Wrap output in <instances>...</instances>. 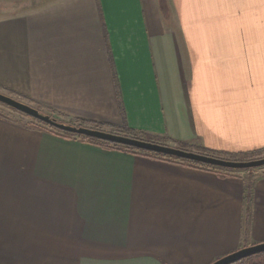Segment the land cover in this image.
<instances>
[{
	"label": "crops",
	"instance_id": "obj_1",
	"mask_svg": "<svg viewBox=\"0 0 264 264\" xmlns=\"http://www.w3.org/2000/svg\"><path fill=\"white\" fill-rule=\"evenodd\" d=\"M6 1L1 93L65 122L264 153V0ZM228 173L0 116V264H210L264 242V166Z\"/></svg>",
	"mask_w": 264,
	"mask_h": 264
},
{
	"label": "water",
	"instance_id": "obj_2",
	"mask_svg": "<svg viewBox=\"0 0 264 264\" xmlns=\"http://www.w3.org/2000/svg\"><path fill=\"white\" fill-rule=\"evenodd\" d=\"M0 103L25 114L28 117L39 120L46 125H50L58 130L66 131L74 135H84L91 138L113 142L120 145L134 147L140 150L153 152L156 154L175 157L179 159L198 162L214 167L231 169V170H247L264 166V156L247 159V160H232L215 156H210L194 151L180 149L171 145L160 144L147 140H140L132 137L123 136L120 134L112 133L104 130L92 129L84 126H74L58 122L51 118L48 114H44L36 108L25 104L17 99L5 95L0 92ZM264 242L252 244L249 246L241 247L233 252H230L222 257L217 258L210 264H230L238 261L241 258L249 255L263 252Z\"/></svg>",
	"mask_w": 264,
	"mask_h": 264
},
{
	"label": "trees",
	"instance_id": "obj_3",
	"mask_svg": "<svg viewBox=\"0 0 264 264\" xmlns=\"http://www.w3.org/2000/svg\"><path fill=\"white\" fill-rule=\"evenodd\" d=\"M47 114L51 118L55 119L56 121L62 122L65 124H69V125H74V126H78V127L84 126V127H88V128H92V129L109 131V132L120 134L123 136L132 137V138H136V139H140V140L152 141V142H156V143H160V144H166L165 142L167 141V139H162L161 141L149 139L141 133H136L135 131H133L132 129L127 127L125 124H123L121 126H113V125H108L105 123L87 122L85 120H75L73 122H71V121L65 122V121H62L59 118L53 116L51 112H49ZM36 121L41 122L39 120H36ZM45 126H47L48 129L42 128L38 124H33L34 128H37L39 130H45L51 134L60 136V137L65 138V139H79L82 142L94 144V145H97V146H99L103 149H106V150H118V151L128 152L131 154L144 155V156H147L150 158H164V159H168V160L180 161L184 164L211 169L213 171H216L217 174L220 176L228 175L229 171H240V170H231V169L214 167V166H210V165H206V164H202V163H198V162H193V161H189V160L179 159V158H175V157H170V156H164V155L156 154L153 152L140 150V149L130 147V146L120 145V144H116V143L109 142V141L91 138V137L84 136V135H74V134H71V133L66 132V131L58 130V129L50 126V125L45 124ZM166 145H168V144H166ZM173 146L180 148V149H184V150L194 151V152H198V153H202V154H206V155H210V156H215V157H220V158H225V159H232V160L252 159L251 158V157H253L252 155H256L258 153V152H246V153H238V154H231V155H228L225 153H213L211 151H208L206 149L199 148V147L191 149L192 147H189L186 143H184L182 141H175V145H173ZM247 170H251V169H247ZM246 198H247V201L250 200V186H249V184L246 185ZM230 264H264V251L249 255V256L244 257V258H241L238 261H235V262L230 263Z\"/></svg>",
	"mask_w": 264,
	"mask_h": 264
},
{
	"label": "rangeland",
	"instance_id": "obj_4",
	"mask_svg": "<svg viewBox=\"0 0 264 264\" xmlns=\"http://www.w3.org/2000/svg\"><path fill=\"white\" fill-rule=\"evenodd\" d=\"M8 1H14V0H8ZM3 2V4H5V2H7L6 0H0V3ZM9 3V2H7ZM44 114H47L48 111L44 110V111H40ZM0 116L4 117V118H8L10 120L13 121H28L31 124H38L40 127L48 129L47 126H45V124L41 123V122H37L35 119L30 118L28 116H26L23 113H20L2 103H0ZM253 157L251 158H257V157H261L264 156V153L261 154H257V155H252ZM247 171V170H244Z\"/></svg>",
	"mask_w": 264,
	"mask_h": 264
}]
</instances>
